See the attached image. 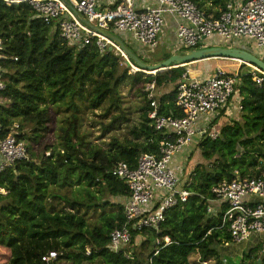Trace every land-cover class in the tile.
<instances>
[{
	"label": "trees",
	"instance_id": "1",
	"mask_svg": "<svg viewBox=\"0 0 264 264\" xmlns=\"http://www.w3.org/2000/svg\"><path fill=\"white\" fill-rule=\"evenodd\" d=\"M193 1L207 13L215 7L216 16L230 2ZM0 36L6 80L0 92V137L18 124V137L27 141L28 151L27 159L0 171V190H5L0 191V264H199L191 260L195 253L206 264H226L218 258L216 246L232 242V237L221 227V213L208 214L209 198L211 189L224 180L256 177L264 171V84L256 85L250 73L242 72L241 108L236 109L240 117H225L217 139L201 137L198 146L208 162L194 165L187 181L190 197L166 212L158 230L133 231L131 245L116 253L108 247L110 233L126 217L124 205L114 199L128 198L130 190L112 174L113 166L123 160L136 167L142 153L159 156L164 132L148 117L152 107L147 86L155 84L160 115L183 116L176 105V88L185 67L156 74L131 72L115 50L101 54L93 43L82 48L69 45L35 17L28 2L0 0ZM123 85L137 88L143 96L141 122L132 128V137L115 138L107 149L90 146L81 132L83 113L103 106L107 114L122 109ZM60 114L64 119L59 149L45 138ZM224 114L225 110L213 123ZM36 145L43 150L34 151ZM74 187L79 188L76 193ZM94 214L99 218L96 224L90 221ZM167 236L170 244L155 256L154 250L147 253L156 238ZM50 251L59 256L47 263L42 257ZM126 252L135 254L133 259H127ZM260 260L264 264V254Z\"/></svg>",
	"mask_w": 264,
	"mask_h": 264
},
{
	"label": "built area",
	"instance_id": "2",
	"mask_svg": "<svg viewBox=\"0 0 264 264\" xmlns=\"http://www.w3.org/2000/svg\"><path fill=\"white\" fill-rule=\"evenodd\" d=\"M4 1L28 2L35 17L58 31L71 46L82 48L93 43L101 54L115 50L123 56L121 64L131 66V72L139 68L103 32L128 33L146 47L157 48L162 41L166 13L178 19L180 46L195 49L205 38L219 36L230 42L252 39L258 49H264V0H231L218 16L209 15L193 0H155L157 6L144 11L136 9L135 0H122L109 8H101L99 0ZM3 49L4 41L0 36V56ZM248 73L256 85L264 84L263 71L254 67ZM241 75L239 69L229 71L219 66L210 76L200 79L194 76L192 69L185 67L176 88V105L183 111V116L160 115L154 94L155 84L147 86L152 107L148 117L157 130L164 132L163 142L159 156L142 153L136 167L123 160L113 166L112 174L127 185L130 195L124 206L125 223L110 233V250L123 252V248L132 243L133 231L158 230L165 221L166 212L190 197L188 179L182 183V176L171 166L173 158L198 132L213 139L219 137V128L207 118L226 110L239 92ZM5 88V68L0 64V92ZM18 127L16 124L6 137H0V171L17 160L28 158L26 143L18 137ZM211 193L213 198H209L207 212L209 215L222 214L221 227L227 228L232 242H243L254 234L264 233V171L256 177L237 176L230 181L224 180L215 185ZM171 242L168 236L156 238L153 256ZM87 253H90L89 249ZM58 256L57 251H50L42 260L49 263ZM125 256L133 258L132 253L126 252Z\"/></svg>",
	"mask_w": 264,
	"mask_h": 264
},
{
	"label": "rangeland",
	"instance_id": "3",
	"mask_svg": "<svg viewBox=\"0 0 264 264\" xmlns=\"http://www.w3.org/2000/svg\"><path fill=\"white\" fill-rule=\"evenodd\" d=\"M116 33H119L120 37L127 43V45L137 54H140L142 60H145L147 63H153V64L159 63L165 60V58L168 55L172 54L173 51H178L181 48L179 42L175 44V47H172L171 44L167 43L168 41H166V38L162 39L161 44L157 48H149L141 44L137 40L133 39L128 33L125 34H122L121 32H116ZM206 42L212 45H217L220 43L226 45L223 39L218 36H216L215 38L213 37L211 39H207ZM251 49H253V47H251ZM258 51L259 52L261 51L260 53H264L263 52L264 49H258ZM223 61H228V60L223 59ZM192 65H195V63H193ZM238 65H240L238 67L240 72H251L254 69L253 68L254 66L252 65L242 64L240 61L239 62L237 61L236 63L233 60L229 61L228 63L226 62V64H223L221 66L227 70H231V69L234 70L235 68H237ZM185 67H189L191 69L190 64L186 65ZM121 93L123 97L122 109L120 110L114 109L113 111H111L110 114H107L106 106H103L94 111L86 110L83 113V118L81 121V132L86 136L87 142L90 146H99L102 147L103 149H107L110 143L115 138H118L119 140H123L127 136L132 137L131 135L132 128L136 125H139V123L141 122L144 99L143 96L139 93V90L137 88H131L130 86L123 85L121 88ZM236 94L238 95L233 97V100L229 103L230 106H227L225 110L224 115L226 116L221 115L219 117V120L216 122L215 126H217V128L225 124L223 122L225 117L228 118V121L230 120L229 118H233V117L239 119L240 113L238 110H236L239 108V106L237 105V97L239 96V92H237ZM228 107H230V109ZM231 107H233L232 110ZM119 116L121 117L118 118V121L114 122L115 118ZM217 116L211 115L207 119L208 121H211L214 120V118H216ZM63 119H64V114H60L57 116V119L53 124L51 133L47 138H45V141H50L54 146H58L59 144L60 127L61 125H63ZM203 135L201 134V132H198V134L196 135V137L198 138H196L194 141H191L192 143L190 142L191 144L185 147L183 151L181 153H178L175 157L178 156L179 160H183L181 154L184 151H187L188 153L191 152V157H188L187 159L188 160L187 163L189 164L190 167L193 165H197L199 163H207L208 161L204 159L201 153V149L198 146V143ZM25 143L27 146V141H25ZM38 149H40V151L43 150L39 148L38 145L34 146V151L37 152ZM50 153L51 150L47 151L48 155ZM186 174L189 175L188 170ZM78 189H79L78 187H74L73 193H76V190ZM0 191L2 193H5L4 189H1ZM63 192L65 191L63 190ZM82 196H84V194ZM113 199L114 197H111V200ZM90 221L92 222V224H96L98 223L99 218L96 214H94L90 218ZM139 239L140 237H138V240L135 241L136 243H134L136 250H138L137 245L139 244L140 241ZM263 243H264V233L254 234L249 239H246L243 242H228L222 245H217L216 246L217 254H218L217 256L226 264H256V262L258 263L260 257H262V255L264 254ZM154 246L155 245L152 244L150 250L148 249L147 253L149 251H153ZM132 249L135 250V248L133 247ZM132 251L133 250H131V252ZM131 252H127V253H131ZM250 253L251 255H249ZM257 258L259 259L256 260ZM129 259H133V258H129ZM191 260L196 261L199 264H206V262L200 260L199 253L193 254L191 256ZM215 261H216L215 259H212L210 262L214 263ZM63 264L66 263L63 262Z\"/></svg>",
	"mask_w": 264,
	"mask_h": 264
},
{
	"label": "crops",
	"instance_id": "4",
	"mask_svg": "<svg viewBox=\"0 0 264 264\" xmlns=\"http://www.w3.org/2000/svg\"><path fill=\"white\" fill-rule=\"evenodd\" d=\"M99 1H100V7L101 8H109V7H113L115 4L119 3L122 0H99ZM236 1L242 2L244 0H236ZM135 6H136L137 10L144 11V10H147L148 8H150L152 6H157V2L155 0H135ZM209 9L211 10V13H208L209 15H211V16H216L217 15V14H215V11H216L215 7L211 6ZM177 20L178 19L176 17H174L173 15H170V14H167V13L165 14V25H164V31H163L162 39L166 38V41H168L167 43L171 44L172 47H175V44L178 43V38H177L178 21ZM116 32L117 31H112L110 33H114V34H117L118 36H120L119 33H116ZM213 37L215 38L216 36H213ZM213 37H211V38H213ZM211 38H206L205 40H203L199 44V46H197L195 49L205 47L206 45L212 46V44H208L206 42L207 39H211ZM220 38L223 39V41H224V43L226 45L220 43V44H217L215 46L242 47V48H245V49H248V50L252 51L253 53H255L256 55H258L259 57H261L264 60V53H260L261 51L260 52L258 51L254 40H252V39H242V40H234V41L230 42L229 40H224L223 37H220ZM251 47H253V49H251ZM192 49H194V48H192ZM188 50H191V48H186V47L181 46L180 50L173 51L171 55L176 54V53H185ZM223 59L224 60H228V61H223ZM230 60H233L236 63H237L236 60H238V62L240 61L243 64L242 60L235 59V58L234 59H230V58H210V59H205V60H200V61L193 62V63H195V65H192L193 63H190V67H191L192 72H193L195 77L200 78V79H204V78L210 76L217 67H219V66H221L223 64H226V62L228 63ZM187 65H189V64H187ZM184 66H182V67H184ZM239 66L240 65H238L237 68H235L234 70L231 69L229 71H235L236 69H239L238 68ZM254 67H256V66H254ZM236 95H238V94H235L234 97ZM232 100H233V98H232ZM237 105L240 106V96L237 97ZM229 106H230V104H229ZM233 107H234V104H233ZM233 107H231V110H232ZM228 108L230 109V107H228ZM223 122H225V119H224ZM196 138H198V137L195 136L192 141H194ZM191 143H189V144H191ZM188 145H186V147ZM175 156L173 158L171 166L176 171V173L179 174V176H182V183H183V181H185L186 179H189V175L186 174L187 170H188V173H190L192 171L193 167H194V165L190 167L189 164L187 163V161H188L187 159H188V157L191 156V152L188 153L187 151H184L181 154L183 160H179V157L178 156L175 157ZM177 160H178V162H177ZM115 201H120V202H122V205L125 206V204L127 202V198H125V197H117L115 199Z\"/></svg>",
	"mask_w": 264,
	"mask_h": 264
},
{
	"label": "water",
	"instance_id": "5",
	"mask_svg": "<svg viewBox=\"0 0 264 264\" xmlns=\"http://www.w3.org/2000/svg\"><path fill=\"white\" fill-rule=\"evenodd\" d=\"M103 34L114 40L121 47L128 57L137 64L139 68L137 69L138 71L146 73L149 72L151 74H156L157 72L163 70L182 67L185 64L187 65L196 61L210 58L239 59L243 61V64L256 66L258 69L264 72V60L252 51L242 47L206 45L202 48L188 50L185 53L173 54L169 58L159 63L150 64L144 62L117 34L110 32H103ZM128 64L130 65V62H128ZM257 264H262V261L259 260Z\"/></svg>",
	"mask_w": 264,
	"mask_h": 264
},
{
	"label": "bare ground",
	"instance_id": "6",
	"mask_svg": "<svg viewBox=\"0 0 264 264\" xmlns=\"http://www.w3.org/2000/svg\"><path fill=\"white\" fill-rule=\"evenodd\" d=\"M236 61H238V60H236Z\"/></svg>",
	"mask_w": 264,
	"mask_h": 264
}]
</instances>
